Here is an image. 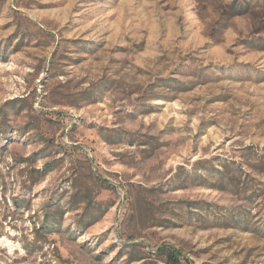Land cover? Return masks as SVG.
<instances>
[{"label": "rangeland", "instance_id": "obj_1", "mask_svg": "<svg viewBox=\"0 0 264 264\" xmlns=\"http://www.w3.org/2000/svg\"><path fill=\"white\" fill-rule=\"evenodd\" d=\"M0 264H264V0H0Z\"/></svg>", "mask_w": 264, "mask_h": 264}]
</instances>
